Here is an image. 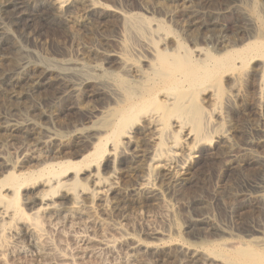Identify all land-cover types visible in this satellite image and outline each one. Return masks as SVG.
<instances>
[{"label":"bare ground","instance_id":"bare-ground-1","mask_svg":"<svg viewBox=\"0 0 264 264\" xmlns=\"http://www.w3.org/2000/svg\"><path fill=\"white\" fill-rule=\"evenodd\" d=\"M112 1L0 0V33L8 31L9 11L18 5L27 21L24 36L52 57L35 62L25 60L35 52L16 43L0 47L24 55L16 63L0 52V94L12 110L30 101L36 118L18 122L0 110V132L17 144L15 159L0 152V261L17 231L35 245L45 243V216L56 211L57 199L68 200V212L85 209L90 217L97 200L114 207L108 194L122 196V179L137 182L128 202L160 199L162 184L193 182L206 149L223 160L224 173L258 169L232 197L225 193L234 186L222 173L216 192L227 210L240 220L264 208V156L256 149L264 147V15L256 6L242 11L244 0H155V6L144 0L139 10ZM39 5L48 11L38 13ZM38 19L62 30L59 49L38 34ZM52 85L56 95L48 103ZM43 100L48 108L40 106ZM66 112L84 118L69 123ZM256 115L260 122L252 123ZM17 163L25 170H16ZM30 188L35 207L27 212L21 199ZM175 227L179 238L168 241L121 239L167 260L182 254L190 264H264V223L253 221L248 232L199 246L185 242Z\"/></svg>","mask_w":264,"mask_h":264},{"label":"rangeland","instance_id":"rangeland-1","mask_svg":"<svg viewBox=\"0 0 264 264\" xmlns=\"http://www.w3.org/2000/svg\"><path fill=\"white\" fill-rule=\"evenodd\" d=\"M143 1L113 0L112 4L119 6L122 4L125 8L139 10ZM149 1L151 6H155V0ZM260 4L261 0H244L241 6L245 7V9H242V11L256 6L255 8L258 13L264 15V7L262 6L263 8H261ZM20 9L21 7L15 4L11 7L9 11L11 21L7 20V30L11 31L10 29H12L13 36L8 34V31L0 33V47L6 41H8L7 44L9 45L16 43L22 48L35 52L25 60H33L41 63L48 62L49 58L52 57L47 56L41 46H37L33 41H28L24 36L27 29V21L21 17L19 18L18 13L22 11ZM154 10L153 14L155 16L163 17L159 11L160 9L157 10L155 8ZM35 11L42 14L46 13L48 9L44 8L43 5H39ZM113 20L118 24V17H113ZM35 24L36 30L41 38H47L49 48L53 50L59 49L57 40L63 39L62 30L46 22L44 19H38ZM170 24L173 30L179 35L182 34L181 26L179 28L174 23ZM5 47L8 48V52H4L1 49L0 52H3L5 56L14 58L16 63L22 61L21 58L24 55L18 53L15 47L11 46L9 48L8 45ZM55 86L52 85L49 87L46 91L47 94L45 93V98L47 97L48 103L56 95L54 91ZM7 99L4 95L0 94V110H2L4 117L16 119L18 122H26L31 120L30 118L36 119L30 110V101V104L18 105L15 110H12ZM47 102L46 100L41 101L40 106L48 108ZM56 105L59 107L62 106L60 102L59 105ZM3 116H0V122L5 120ZM256 116L252 117V123H257L258 119L260 122V117L257 116L256 118ZM65 118L70 123L83 119L84 115L81 113L66 112ZM37 120L41 121L39 119ZM43 121H45V125L47 122L46 120ZM238 121L245 126L250 123L243 121L241 118ZM46 125L51 126L49 124ZM0 133V152L6 153V155L15 159L17 144L12 140V137L6 135L4 130ZM256 149L258 153L264 156V147H258ZM206 150L203 151V157L205 158L200 162L199 167L193 170V182L177 187H167L168 185L164 183L167 188L162 184L163 189L166 190H163L162 196L159 197L160 199H148L149 201L145 200L140 204L128 202L127 198L133 193L131 191L136 187L137 182L133 180L134 182L127 183L124 179L118 183V186L123 192L121 193L122 196L116 193L108 194V198L112 200L111 203L114 204V207L105 208L102 205L103 202L97 200L95 202L94 214L90 217L85 209V213L81 211L77 213L68 212L66 210L68 200L57 199L56 203L60 204L57 205V209L54 211L55 213L51 212L48 216H45V218L47 217L44 220L45 243L40 246L35 245V240L28 237L23 231H17V233L11 235L13 238H11L9 244V250L11 252L9 250L7 251L0 261V264H190L186 256L182 254L179 257L172 258V261L171 258L168 260L167 258L162 259L157 253L158 250L155 252L151 248H133L129 240L121 239V235L135 237L145 242H158L160 238L163 241H168L179 238L177 236L178 231L175 227L176 223H178L181 229V238L191 245L194 243L193 246L196 245L195 243L198 244L196 246H199L210 241L219 242L220 240L218 239L223 240L229 234L240 233V231L248 232L253 221L264 223V208L255 214L252 211H247L244 217L238 220V218H235L227 210L225 204L220 200L221 198L218 192H216V184L223 174H225L227 181H230L234 186L232 193H225L227 194L226 196L232 197L247 182H250L258 176V169L255 167H246L224 173L223 160L212 157L211 150ZM18 164H15L16 170L20 168V170H25L26 167H19ZM106 170H103V172H106ZM32 189L24 190V195L21 199V203L27 212H31L32 208L35 207L34 203L31 204L33 198V193H31ZM83 199L85 198L83 197ZM199 199L204 200L203 207L199 204ZM227 199L230 200L225 201V203L229 204L231 198L227 197ZM18 235H20L21 240H18ZM23 236L26 237L24 238ZM115 239L118 240L113 244L114 246L108 244V241ZM204 240L205 242H203ZM201 241L203 243H200ZM178 242L182 243L179 240Z\"/></svg>","mask_w":264,"mask_h":264}]
</instances>
